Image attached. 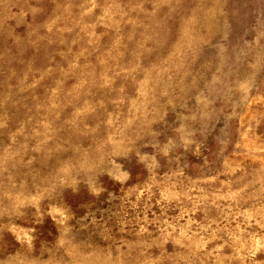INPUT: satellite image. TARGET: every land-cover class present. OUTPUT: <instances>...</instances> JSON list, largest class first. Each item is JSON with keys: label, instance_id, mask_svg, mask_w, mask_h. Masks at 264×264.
<instances>
[{"label": "rangeland", "instance_id": "obj_1", "mask_svg": "<svg viewBox=\"0 0 264 264\" xmlns=\"http://www.w3.org/2000/svg\"><path fill=\"white\" fill-rule=\"evenodd\" d=\"M0 264H264V0H0Z\"/></svg>", "mask_w": 264, "mask_h": 264}]
</instances>
